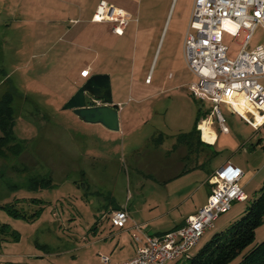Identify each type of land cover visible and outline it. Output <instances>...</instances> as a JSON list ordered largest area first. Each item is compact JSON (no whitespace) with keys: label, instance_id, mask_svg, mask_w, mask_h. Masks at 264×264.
<instances>
[{"label":"rangeland","instance_id":"374dc122","mask_svg":"<svg viewBox=\"0 0 264 264\" xmlns=\"http://www.w3.org/2000/svg\"><path fill=\"white\" fill-rule=\"evenodd\" d=\"M192 1L139 0L136 17L140 26L134 30L132 23L125 32V75H121L118 82L111 76V92L113 102H120L123 107L136 109L145 105L157 113L150 115L147 124L131 139L125 138L122 128L119 132L102 131L97 125L78 119L72 110L63 109L67 99L83 83L76 80L81 69L78 62L74 64L80 53L79 46L63 44L64 56L57 54L58 45L50 51L36 45L30 47L21 30L26 23L6 17L5 11L16 9L17 5L19 9L24 8L31 0L0 4L3 8L0 17V97L7 91L12 94L14 116L11 134L14 139L0 143V206L15 203L17 209L28 215L42 207L33 220L15 217L0 208V229L2 224H7L9 229L8 233L0 232V264H102L100 255L109 256L111 263L132 256L136 243L131 233L126 228L113 227L107 217L108 210L119 204L125 205L126 197L128 202L133 196L131 204L134 205L154 195L153 184H147L149 178L144 174L147 169L136 167L129 155L134 148L143 154L153 152L151 134L158 125L171 126L163 129L170 134L182 105L179 96L168 98L165 95L138 103V92L153 94L159 79L171 83L176 77H182L193 87L198 82L183 57V39ZM146 21L152 26L148 32L143 29ZM32 25L34 30L41 27L40 22ZM244 35V32L238 36L223 33L228 58L236 57ZM112 39L115 48L110 52L115 55L116 51H121L122 41L117 43L115 38ZM260 44H264V30L257 26L249 47ZM91 48V52L84 53L99 54L92 66L94 70L112 69L118 63L113 56V62L110 58L99 67L105 49L93 46V43ZM147 75L152 77L151 86L144 85ZM194 101L192 122L198 108L204 111L212 105L205 97ZM220 110L230 129L231 142L222 147L218 141L210 148L214 153L211 166L216 167L229 159L247 164L252 172L260 169L264 180V146L256 144L257 139H264V126L252 129L237 115L228 112L225 105L221 104ZM183 112H187L185 108ZM214 123L217 125L215 118ZM236 127L240 131L239 137L234 132ZM238 138L242 140L238 141ZM245 141L252 143L254 148L245 145ZM33 176L49 178L52 182L47 187L32 188L29 180ZM138 179L146 184L137 186ZM261 186L262 183L255 191H250L244 205L250 204ZM252 187L253 184H249L245 189ZM236 209L238 206L234 204L233 209L222 214L216 223L231 216ZM148 212L144 210L145 214ZM212 233L207 232L190 254L209 240ZM262 240L264 222L256 229L253 242L243 253ZM241 255L228 264L238 263ZM165 264L189 262L182 257Z\"/></svg>","mask_w":264,"mask_h":264},{"label":"crops","instance_id":"0c3cea01","mask_svg":"<svg viewBox=\"0 0 264 264\" xmlns=\"http://www.w3.org/2000/svg\"><path fill=\"white\" fill-rule=\"evenodd\" d=\"M100 1L101 0H31V2H29L24 8L22 7L19 9L18 5L16 7L15 4L13 7H16V9H6L5 12L7 13H5V16L14 19L17 18L26 23L25 27L21 30L25 35L26 43L30 47H35L36 45L37 48H45L44 50L50 51L58 45L57 54L64 56L65 52L63 53L62 51L65 47L62 46L63 44H68V46L78 45L80 53L74 64H77L78 62L81 70L80 75L76 80L85 82L86 78L92 74L105 73L109 75L110 81L111 76H113L114 80H116L115 82H118L119 77L125 75V32L132 23L134 30H138L140 26L138 25L139 20L136 17L138 14L139 0H103L127 12L130 17L128 25L123 27L120 34L112 31L110 22L95 23L92 21L93 13ZM2 2H13V0H0V4ZM2 15L3 8L0 6V17ZM35 22L41 23V27L37 30L32 29V23ZM149 23V21H146V23L143 24L145 32H148L152 28ZM112 38H115L117 43L120 40L122 41L121 51H116L117 53L115 55L110 52L115 48L113 47V42L115 40ZM92 43L93 46L99 45L105 49L99 67H102L105 63L109 62L110 58L112 61L113 56L116 58L115 62L118 61V63L115 64L112 69L99 68L100 70H94L92 66L96 63L99 54L96 52H94V55H91L90 53L87 55L84 53L85 51L91 52ZM191 75H193L192 72ZM193 76L198 79L195 75ZM148 78L149 81H147ZM144 81L145 86H151L152 77L147 75ZM191 86V82L183 80L182 77H176L174 82L171 83L166 82L164 79H159L157 86H155L157 91L153 94L138 92V103H145L153 96L165 95L168 98L172 96L178 98L179 96V103L182 106L178 108V117H176L177 125L175 124L174 127L172 126L173 130L171 129L172 132L170 134L163 130L164 127H169H166V125L164 127L158 125V127L155 128V133L151 134L150 141L154 142L153 152L143 154L140 153L142 152L140 149L134 148L132 149L131 155H129L130 160L136 167H139L140 169L145 167L144 169H147L146 172H144L145 176L149 178L147 184H153L151 186L154 190V195L148 197L145 201H140L133 205L131 204L133 196H131L128 202L126 197L125 205L119 204L108 210L107 217L109 221L110 214L113 211L118 209H124L127 211L129 218L128 221H126L125 228L130 233L131 228L135 223L143 225L144 231L147 234L152 235H160L183 225L189 216L195 214L198 209L205 204L208 194L210 193L209 191H211L217 183L215 171L219 166L230 162L232 165L240 167L243 171L240 185L243 188L242 191L246 194V199L244 201L234 202L231 208L225 213L232 210L234 204L238 206L235 213L224 218L223 221L218 224L216 222L222 217V215H220L216 219L214 227L210 230L204 231V235L209 231H212L213 233L221 231L243 213L247 206L244 205V202L249 200L250 191H255L263 181L260 169H257L258 172H252L247 164L242 165L226 159L216 167L211 166V160L214 153H212L213 151H211L210 148L215 146L218 141H221V144L223 145L222 147L227 146L226 144L231 142L229 137L231 132L228 127L227 132L220 131L218 126L214 123V118L209 117L211 107L204 111L201 110V108H198L195 113L196 116L194 122H192L193 118L191 113H193L194 100H198L199 97L203 98V96L196 94L193 89L190 88ZM129 98L133 100L132 96ZM113 104L118 106L120 129L122 128L123 133L125 131L126 139L133 138L138 132V129L147 124L149 116H152L153 113H157L155 110L150 107L148 108V106L145 105L144 107H138L135 109L127 108L126 106L123 107L120 102H113ZM184 108L185 111H187L185 114L183 112ZM226 110L231 113L227 107ZM167 112L168 109L165 110V114ZM231 114L237 115L252 129L255 128L240 114ZM198 116H201V119L196 122ZM203 124L209 128L210 133L214 134L212 141L205 140L204 137L201 136L200 129H203ZM95 125H97L102 131H109L101 124ZM170 128L171 126L169 129ZM234 132L235 135L239 137L240 131L238 127L235 128ZM241 140L242 139L238 141ZM262 140L263 139H257L256 144L257 142L262 143ZM245 145H251V147L254 148V145L249 141H247ZM247 151H249V149ZM136 183L139 187L146 184L139 179ZM249 184H253V187L251 190H246L245 188ZM145 209L149 210L146 214L144 213ZM96 242H99V240ZM198 244L195 247H197ZM135 247H133L132 256L125 260L132 259L136 252Z\"/></svg>","mask_w":264,"mask_h":264},{"label":"built area","instance_id":"2783aa9c","mask_svg":"<svg viewBox=\"0 0 264 264\" xmlns=\"http://www.w3.org/2000/svg\"><path fill=\"white\" fill-rule=\"evenodd\" d=\"M189 22L183 40V56L187 68L198 78L190 87L196 94L212 102L209 117L215 118L222 132L228 128L220 110L225 105L231 113L240 114L255 128L264 125V44L249 47L255 27L264 30V0H193ZM92 21L113 23L112 31L121 33L130 21L127 12L101 0ZM244 32V42L234 59L227 56L223 33L238 36ZM149 81V78L147 79ZM257 119H260L258 122ZM203 123V121H202ZM204 137V130L200 129ZM264 146V139L262 140ZM216 185L205 204L189 216L183 225L160 235L147 234L144 226L131 228L136 252L132 259L104 264H165L177 258L188 259L204 231L214 227L216 219L246 194L240 185L243 171L227 162L215 171ZM129 215L118 209L110 214L113 227L125 229Z\"/></svg>","mask_w":264,"mask_h":264},{"label":"trees","instance_id":"16d2710c","mask_svg":"<svg viewBox=\"0 0 264 264\" xmlns=\"http://www.w3.org/2000/svg\"><path fill=\"white\" fill-rule=\"evenodd\" d=\"M10 92H4L0 97V143L6 144L14 139L12 134L13 127V97ZM201 119L197 117L196 122ZM32 188L38 186L47 187L51 184L48 178L39 179L33 176L30 180ZM37 201L36 199H34ZM39 201V200H38ZM15 217L24 219H35L42 207L28 215L24 211L15 207V203L0 206ZM264 222V180L256 196L246 206L243 213L238 216L229 226L221 231L214 232L212 236L201 247H199L187 259L189 264H228L241 255V259L236 264H264V240L247 248L255 237L256 229ZM7 224H2L0 232L8 233ZM16 237V235H15Z\"/></svg>","mask_w":264,"mask_h":264},{"label":"water","instance_id":"95a60500","mask_svg":"<svg viewBox=\"0 0 264 264\" xmlns=\"http://www.w3.org/2000/svg\"><path fill=\"white\" fill-rule=\"evenodd\" d=\"M62 107L72 110L83 122L101 124L109 131L120 130L118 106L113 104L108 74L90 75Z\"/></svg>","mask_w":264,"mask_h":264},{"label":"bare ground","instance_id":"6f19581e","mask_svg":"<svg viewBox=\"0 0 264 264\" xmlns=\"http://www.w3.org/2000/svg\"><path fill=\"white\" fill-rule=\"evenodd\" d=\"M203 129H204V139L208 140V141H212V139L214 138V134L210 133L209 128L206 127V125L203 124Z\"/></svg>","mask_w":264,"mask_h":264}]
</instances>
